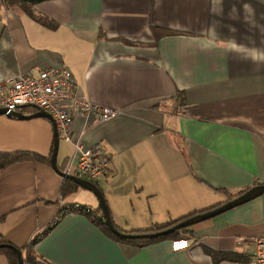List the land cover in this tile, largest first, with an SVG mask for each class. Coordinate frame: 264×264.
I'll return each instance as SVG.
<instances>
[{
	"label": "crops",
	"instance_id": "obj_1",
	"mask_svg": "<svg viewBox=\"0 0 264 264\" xmlns=\"http://www.w3.org/2000/svg\"><path fill=\"white\" fill-rule=\"evenodd\" d=\"M32 10L56 28L0 0V91L13 75L66 68L86 100L122 112L102 123L75 118L57 155L65 173L76 141L85 149L103 145L110 174L96 185L118 230L137 234L181 221L259 187L264 0H49ZM54 142L51 120L0 115V154L50 161L0 172V238L23 257L32 251L46 264L252 261L264 236V194L190 227L183 240L120 242L86 215H62L64 204L100 205L81 187L63 195L66 181L51 164ZM0 264H10L4 253Z\"/></svg>",
	"mask_w": 264,
	"mask_h": 264
},
{
	"label": "built area",
	"instance_id": "obj_2",
	"mask_svg": "<svg viewBox=\"0 0 264 264\" xmlns=\"http://www.w3.org/2000/svg\"><path fill=\"white\" fill-rule=\"evenodd\" d=\"M0 109L32 115L45 112L52 117L60 137L70 141L75 118L95 116L99 123L117 118L121 111L92 104L76 90L71 70L48 68L37 76L31 73L16 74L7 78L0 91ZM30 110V112L25 110ZM74 166L66 175L75 176L97 184L110 174V159L102 144L85 149L81 142H75ZM258 186H264V179ZM92 208L81 204L63 205L62 215L73 213L86 215ZM243 238L237 242L242 245ZM250 264H264V236L255 240V251Z\"/></svg>",
	"mask_w": 264,
	"mask_h": 264
},
{
	"label": "water",
	"instance_id": "obj_3",
	"mask_svg": "<svg viewBox=\"0 0 264 264\" xmlns=\"http://www.w3.org/2000/svg\"><path fill=\"white\" fill-rule=\"evenodd\" d=\"M0 115H5L7 117L10 118H18V119H31V118H47L49 120H51L54 124V129H55V142H54V149H53V153H52V157H51V164L53 169L59 173L60 175L63 176L64 180H68L71 182H74L75 184H77L78 186H80L81 188H84L85 190L90 191L91 193H93L97 199L99 200V205H100V210L103 214V219L105 222V225L118 237L120 238H124V239H131V240H148V239H158L164 236H168L171 235L177 231H180L182 229L185 228H189V227H193L196 224H199L201 222L213 219L215 217H217L220 214H223L237 206H240L244 203H247L261 195L264 194V186H259L256 188H253L251 190H249L248 192H246L245 194L239 196L238 198L227 202L226 204H223L220 207H217L213 210H210L208 212H204V213H200L197 214L195 216H191L188 219L179 222L178 224H175L174 226L162 230V231H157V232H151V233H137V234H127V233H123L120 230H118L111 218V214L109 212V208L107 206V203L105 201L104 195L102 193V191L98 188V186L95 183H92L88 180L82 179V178H78L75 176H70V175H66L65 173H62L58 166H57V155L59 152V144H60V136H59V132L57 131L56 125L54 123V120L52 119V117L50 115H48L45 112H37L33 115H25L23 113H15V112H8L6 109H0ZM7 247L10 248L14 251V253L17 255V259H18V264H24V258H23V252L21 249L16 248L14 246H10V245H0V249Z\"/></svg>",
	"mask_w": 264,
	"mask_h": 264
},
{
	"label": "trees",
	"instance_id": "obj_4",
	"mask_svg": "<svg viewBox=\"0 0 264 264\" xmlns=\"http://www.w3.org/2000/svg\"><path fill=\"white\" fill-rule=\"evenodd\" d=\"M45 1H49V0H3L4 4L7 7L10 8H19L20 10H22L24 13L28 14L30 17L34 18L37 22H39L40 24L47 26L49 28H56V24H54L53 22H51L50 20L44 18V17H40L34 14L32 7L36 4L45 2ZM180 95V94H179ZM180 96H175L173 98L174 102L178 103L177 108H180V106H182L184 103L179 101ZM178 100V101H177ZM180 103V104H179ZM30 112V110H25ZM37 113V112H36ZM23 161H46V162H50L49 160H45L44 158L37 156V155H33V154H0V172L4 169H6L7 167L15 164V163H19V162H23ZM77 184H75L74 182L68 181L66 180L64 186H63V195L66 196L67 194L70 195L71 193H74L77 189H78ZM86 207V206H85ZM88 207V206H87ZM98 211H101L100 209L98 210H94L92 209L91 213L86 214V216H88L94 223H96L97 225L101 226L104 231L113 239H115L116 241H120V242H127V243H133L135 245H140V246H144V245H149L161 240H165V239H175V240H183L185 237V234L188 233L189 228H185L182 229L180 231H177L171 235L168 236H164L158 239H148V240H131V239H124V238H120L118 236H116L106 225L103 219V216H98L96 213ZM188 218H185L181 221H184ZM181 221H177V222H172V223H167V224H162V225H157L154 228L147 230V231H140L138 233H151V232H157V231H162L165 229H168L172 226H174L175 224H178ZM123 232V231H122ZM0 245H10L7 242L3 241L0 238ZM0 253H4L8 256L9 258V262L10 264H18V259H17V255L14 253V251L10 248L4 247L2 249H0ZM24 258V264H46V262H44L43 260H40V258H37L36 255H34L32 253V251L28 252L27 255H25Z\"/></svg>",
	"mask_w": 264,
	"mask_h": 264
},
{
	"label": "snow or ice",
	"instance_id": "obj_5",
	"mask_svg": "<svg viewBox=\"0 0 264 264\" xmlns=\"http://www.w3.org/2000/svg\"><path fill=\"white\" fill-rule=\"evenodd\" d=\"M177 247H179V245H177Z\"/></svg>",
	"mask_w": 264,
	"mask_h": 264
}]
</instances>
